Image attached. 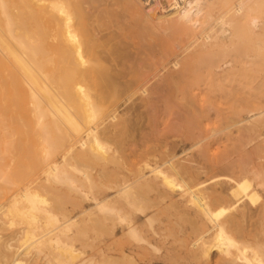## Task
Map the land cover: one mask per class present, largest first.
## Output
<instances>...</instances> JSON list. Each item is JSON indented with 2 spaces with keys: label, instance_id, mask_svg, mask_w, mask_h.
<instances>
[{
  "label": "bare ground",
  "instance_id": "obj_1",
  "mask_svg": "<svg viewBox=\"0 0 264 264\" xmlns=\"http://www.w3.org/2000/svg\"><path fill=\"white\" fill-rule=\"evenodd\" d=\"M120 1L135 27L178 37L160 66L130 65L119 43L101 42L81 0H0V264H87L74 240L108 218L99 264H264V202L250 204L264 190V0ZM162 70L160 100L218 124L138 140L120 107L135 95L154 105ZM224 81L246 94L231 97L226 124L221 102L238 88ZM225 129L239 158L208 154ZM219 167L230 173L202 178Z\"/></svg>",
  "mask_w": 264,
  "mask_h": 264
},
{
  "label": "rangeland",
  "instance_id": "obj_2",
  "mask_svg": "<svg viewBox=\"0 0 264 264\" xmlns=\"http://www.w3.org/2000/svg\"><path fill=\"white\" fill-rule=\"evenodd\" d=\"M81 1H82L83 7L86 8V12H87V15L89 17L88 18L89 21H90V22L88 21V23H90L89 27L93 31L96 30L95 33H97V36L99 34H101V35L98 36V37L101 38V39L99 38L100 40H102L101 42L107 43V41H110V42L112 41V43H108L107 45H110V44L118 45L117 43H119V46L121 45L120 47H122L125 50H127V52L130 53L128 55H131L130 56V61H128L129 62L128 64H130V65L136 63L139 66L143 67L142 64L144 62L147 66L146 67L144 66L143 69H145V70L149 69L150 66H151V68H153V65H154L155 62H152V61H156V63L159 62V60H161L159 58H161V56L163 55L164 50L166 48L169 49L172 45H175L174 43L177 42V38L178 37L175 34H173V33H170V34L166 33L164 35L165 32L158 31V32H153L152 33L151 31H148V30H141V29L138 28V26L135 27V25H137V23L132 18L130 13L125 10L124 5L122 4V2L120 0H94L95 2L93 0H81ZM90 1H92V2H90ZM99 6H100V8H98ZM108 7H111V8H108ZM105 8H107V9H105ZM106 13H108V14H106ZM93 20H96V21H93ZM110 21H112V22H110ZM100 22H102V24H100ZM114 22H116V23H114ZM133 22H135V23H133ZM110 23H113V24H110ZM130 23L132 25H130ZM93 24H94L95 27L92 26ZM97 25H99L100 27L97 26ZM119 25H121V26H119ZM108 26H109V28H108ZM132 26H133V28H132ZM135 28H137V31H135L136 30ZM130 31H132V33ZM133 31H135V32H133ZM154 35H155L156 38L154 37ZM140 37L142 39H139ZM161 37H163V38H161ZM175 37H176V40H174ZM106 38H108V40ZM143 38H145V39H143ZM167 38H168V40H167ZM170 42H171V44H170ZM124 43H127V44H124ZM166 43H169V45L166 44ZM127 46H129V47H127ZM168 46H170V47H168ZM140 49H141L142 52L140 51ZM135 56H137L139 58H137ZM135 58H137V59H135ZM156 58H157V60H156ZM146 59H148V60H146ZM131 61H133V62H131ZM134 61H136V62H134ZM157 65L160 66L161 65L160 62ZM170 67H171V64H170V66L168 68H170ZM165 71L164 70L160 71V74H158V76L155 75L156 77H154V78H153L154 75H151L152 78H150L151 80L149 81V82H151V84L148 87L152 90V92L154 91V93H155V94H153L154 97L152 96L153 98H155L154 105H152V106L149 105L148 107L145 106V105L144 106L140 105L141 99L138 98L139 96L135 95V97H134L135 100L134 99L130 100L129 103L127 104V105H132V106H130V109H127L125 107V104L122 105V107H120V114H129L130 116L132 115V117L134 116L133 119L137 118L138 122H137L136 126H137V129L139 128V126H140V128L138 130H135L136 132H134V135L136 136V138L138 140L144 139V141H146L147 144L151 142L152 145H154L155 143L156 144L160 143V145H161V143H164L166 140L169 141V142H173V140H181L183 135H184L183 138L188 136V134L190 133L191 128L194 129L196 127H206V126H207L206 128H211V127H213V126L218 124L217 119L214 118V117H212L211 119H207V121H206L205 118L201 119V118H198V116H196V115L192 116V114L190 115L189 113L186 115V113H185L186 111H184L183 106H181L180 103L177 100L173 104L169 103L167 105V101L164 102L163 99L167 100L166 99L167 98L166 97V93H167V90L169 88L166 85L165 80L161 79V77H162L161 73H163ZM159 76H161V77H159ZM156 80H158V81H156ZM163 81L165 82V84H164ZM227 82L228 81H224L223 83L225 84ZM233 83L234 82H232L231 85H229V83H227L229 86L226 85V87H225L226 90L227 89L231 90V87L234 88L238 84V82H237V84L234 83V84H236L235 86H232ZM164 85H166L167 87L164 88ZM189 85L190 84H186L185 85V90H186L187 93L189 92V89H190ZM238 85L242 86V84H238ZM161 86H163V87H161ZM241 86L240 87L237 86V87H235V89L232 88L234 91H236V89L238 88L237 89L238 92H234L233 91L234 94L231 93V95H230V93H229L227 95L228 97L222 99L221 103H223V104H221V108L219 110H220L221 115L223 117L222 118L223 119L222 122L224 124H226L228 122L230 123L229 120H230V118L232 117V115L234 113L233 111H234V106L235 105H234V102L232 100V98H234V95H235V97H236V95L237 96H241V95L245 96L246 95V94H240L244 90L243 88H241ZM154 87L157 88V89H158V87L163 88L162 89L163 90L162 93H164L165 96L161 92H156L157 91L156 89L153 90ZM161 94H162V96H161ZM151 95H152V93H151ZM155 95H157V96H155ZM160 98H163V99L160 100ZM156 100H158V101L156 102ZM132 102H134L135 104L132 103ZM138 102H140V103H138ZM161 104H163L165 106H163ZM177 104L180 105V106H178ZM132 109H134V110H132ZM135 109H138V110H135ZM136 114H137V116H136ZM141 116H143V117H141ZM159 116H161L162 119H160ZM165 117H167V118H165ZM168 117H170V118H168ZM234 117H235V115H234ZM155 119H156V122L158 123V125L154 124ZM200 119L202 121H200ZM226 120H228V121H226ZM146 121H148V122H146ZM151 122H153L154 125L153 124L151 125ZM201 122L202 123H206V124H202ZM199 124H201V126ZM156 125H157V127H156ZM159 125H161V126H159ZM152 126H154V128H151ZM161 127L164 128V129H162ZM235 128L237 129V127H235V125H233V126H230V128H228V130L233 131L232 133L236 134L237 130ZM195 130H197V129H195ZM228 130L227 129L224 130V133L226 135H229V137L228 136L226 137L225 134L223 133L224 138L225 137L227 138V139L224 140L223 144L215 143L214 141H212L210 150L208 151V154L209 155L211 154L210 156H213V153L216 154V153H219V152H221L223 150L224 153H226L227 155H231V157H234V158H239L240 157V155H241L240 153L243 151V149L239 148L240 143H238V141L236 142L234 140V137L236 135H233V134L229 133L230 131L228 132ZM150 135L152 136V138H151ZM230 136H232V137H230ZM150 138H151V140H150ZM249 147H251V145ZM238 150H240V151H238ZM191 152H192L193 156H197L198 148H194ZM194 154H196V155H194ZM181 155L182 156L185 155V152L181 153L180 156ZM256 160L261 162L262 165H264V152H262V156L256 158ZM226 172L230 173L229 170H224V168H220V167L219 168H214V169H211L207 174L202 175V178L208 180L207 182L210 183L212 176L217 175V174H223V173H226ZM259 193H260L259 194L260 196H258V198H256L253 202H250V204L253 207H258V206H260L262 204V202H264V190L260 189ZM106 220H109V221L105 222V220H103L102 222H104L105 224L104 223H102V224L100 223L99 225L92 222L93 224H95V229H94V227H93V229L91 228L93 224H91V222H90L91 227H86L87 230H85L87 232L86 233L84 232L85 234L82 233L83 236L80 235V237H78L77 240H74L75 241L74 242L75 247H76L77 251L80 252V255L77 257L76 260H80V258H83L87 262V264H99V261H100L99 258L100 257H99V254H98V252H99L98 251V244H103V243L109 241L111 239V235H112L111 232H110L111 231V227L109 228V226L112 225L111 223L113 222V220L111 218H108ZM96 222H100V221H96ZM90 225H88V226H90ZM106 225H108V226L106 227ZM258 225L259 226L261 225V228L258 227V229L260 230V237L263 238L264 236L262 237V235H264V226H262V225H264V224L260 223ZM96 226H98V227L96 228ZM262 232H263V234H262ZM86 234L88 235L87 236L88 238L86 237L87 239L85 240V235ZM87 240H88V242H92V243H90V246H89V243H87ZM84 242H86L87 244L84 243ZM47 259H48L47 257L46 258H39L38 257V259L35 260L34 262H28L27 261L25 264H39V263H44V264H65V262L62 263V262H60L59 260H56V259H51L49 261Z\"/></svg>",
  "mask_w": 264,
  "mask_h": 264
}]
</instances>
